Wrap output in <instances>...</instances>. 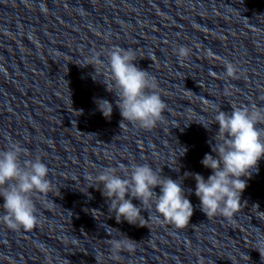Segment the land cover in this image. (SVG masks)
<instances>
[{
    "label": "clouds",
    "instance_id": "obj_1",
    "mask_svg": "<svg viewBox=\"0 0 264 264\" xmlns=\"http://www.w3.org/2000/svg\"><path fill=\"white\" fill-rule=\"evenodd\" d=\"M175 53L184 61L189 58L190 49L181 45ZM138 59L135 49L114 46L92 51L81 67L91 65L94 73L104 70L106 80L101 82L116 98L115 106L122 117L120 128L128 121L140 129L151 130L163 120L166 104L156 91L155 78L135 63ZM224 67L226 77L236 78L238 69L233 63L225 62ZM94 103L104 118L110 120L113 103L103 98H95ZM214 121L218 125L212 144L215 156L206 153L201 160V164L212 172L207 179L190 172L173 179L162 175V169L147 163H132L126 169L106 167L88 177L93 182L90 187L100 190L106 198L108 211L114 214L117 223L123 220L130 225L144 226L145 217L141 213L154 208L157 222L174 225L177 229L185 228L194 212L182 187L187 178L195 180V195L207 218L219 215L231 221L247 187L245 178L250 179L258 171L259 161L264 159V107L232 106L230 112L216 108ZM53 188L49 168L39 155L29 156L18 141L0 150V198L3 199L0 207L4 210L0 223L8 229L18 231L36 227L39 218L34 196L47 195ZM157 188L159 194L155 191ZM134 199L141 202L139 206L132 202ZM121 234L108 240L113 258H118L122 252H133L138 243ZM257 250L264 255V246Z\"/></svg>",
    "mask_w": 264,
    "mask_h": 264
}]
</instances>
